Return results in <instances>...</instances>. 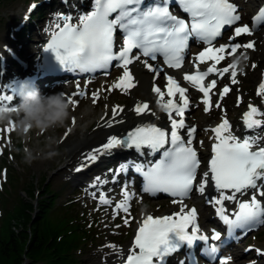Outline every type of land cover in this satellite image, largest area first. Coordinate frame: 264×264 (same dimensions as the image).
<instances>
[{
	"label": "snow or ice",
	"instance_id": "6c2138e0",
	"mask_svg": "<svg viewBox=\"0 0 264 264\" xmlns=\"http://www.w3.org/2000/svg\"><path fill=\"white\" fill-rule=\"evenodd\" d=\"M173 2L187 14L188 19L180 18L170 11ZM241 19L236 4L231 0H152L147 5L145 0H90V10L81 12L76 17L67 14L56 18L44 51L50 50L56 60L68 70H79L81 73L107 70L113 66V62H117L115 66L123 69V75L109 91L120 89L126 93L136 86L129 70V65L134 60L139 61L141 57H145L156 61L159 55L169 68L179 69L184 64L190 40L195 39L206 47L194 57L195 70L186 73L183 80L203 94L204 112L208 113L212 107L210 93L216 87L217 80L212 79L207 84L205 80L214 73L223 78L231 70V83H238L236 63L217 67L225 60L226 50L230 49L227 53L229 56L241 48L254 50L255 41L243 44L235 42L238 37L253 34V29L248 24L238 25ZM253 24H264V7L254 17ZM226 26H235L233 35L229 36L227 43L215 46L214 42L222 37V30ZM117 31L123 35L120 46L115 44ZM133 50H138L139 55L134 54ZM209 61L212 62L210 65ZM143 63L154 73V79L163 71L154 67L148 59L143 60ZM202 65L208 66L202 69ZM165 79L166 91L155 85L152 91L158 97L157 105L167 113L170 129L148 122L136 126L123 138L110 136L106 143L84 157L91 162L99 154L118 147L134 148L142 156L159 153L160 158L155 161H130L122 164L116 171L123 172L129 167L133 168L143 177V193L153 196L158 193L167 194L174 198V204L180 206L177 212L168 215H143L137 223L134 240L127 252L115 244L106 245L115 257V264H168L169 258L181 250H185V259L179 260L178 264H186V261L187 264H198L192 250L201 242L205 245L202 248L204 255L216 259L218 248L208 242L219 241L220 233L213 232L211 236L204 234L197 222V209H189L184 203L194 190L203 196L209 187H213L215 195L207 198L206 202L214 207L230 233L236 229L246 232L257 224H264V203L258 199V196L264 197V136L261 135L264 119L257 118L264 116V112L252 104L248 105V111L243 114L246 129L243 136L234 132L226 118L211 129L214 133L211 158L207 171L198 180L201 160L193 147L197 129L194 126L187 127L184 119L190 106L188 89L170 75H165ZM229 92L230 88L225 86L220 92V99ZM257 94L264 95V82L259 85ZM76 95L83 96L85 93L80 91ZM165 96L169 99L165 100ZM98 98L99 93H93L94 103ZM13 100L11 95L0 94V110L15 111L14 107L9 106ZM216 107L219 108L220 104L217 103ZM122 111L123 108L119 105L113 107V119ZM134 111L141 115L150 111L149 105L138 103ZM151 114L156 116L155 112ZM156 118L160 119L159 116ZM107 126L112 127L111 120ZM13 128L14 125L6 131ZM181 130H184V135ZM200 143L202 145L203 141ZM144 149L148 150L147 153L142 151ZM84 166L86 165L82 164L76 171ZM99 182L97 178V183ZM249 190H254L249 199H238V196L249 193ZM136 196L137 193L130 190V185L125 184L121 191L122 198L115 203L117 214H129L123 220L126 226L132 219L129 213L130 201ZM226 202L236 203L237 210L231 215L225 207ZM99 203L112 205L113 201L101 192ZM256 251L258 255H264L260 249ZM229 260L230 258L220 259L219 264H229ZM251 264H255V261Z\"/></svg>",
	"mask_w": 264,
	"mask_h": 264
},
{
	"label": "trees",
	"instance_id": "16d2710c",
	"mask_svg": "<svg viewBox=\"0 0 264 264\" xmlns=\"http://www.w3.org/2000/svg\"><path fill=\"white\" fill-rule=\"evenodd\" d=\"M28 195L34 196L32 185ZM50 203L39 204L36 219L29 213L33 210L31 202L25 201L16 209V215L7 220L0 236V264H32L45 260L46 264H75L72 257L81 244L80 229L65 208Z\"/></svg>",
	"mask_w": 264,
	"mask_h": 264
},
{
	"label": "clouds",
	"instance_id": "9594fccd",
	"mask_svg": "<svg viewBox=\"0 0 264 264\" xmlns=\"http://www.w3.org/2000/svg\"><path fill=\"white\" fill-rule=\"evenodd\" d=\"M13 110H0V123L10 121L12 115L16 116V130L18 134H24L30 129L41 131L53 127L63 126L70 115V103L63 93L43 95L38 88H26L20 95L19 103ZM49 145L55 143L52 138L48 140ZM57 153L49 152V157ZM27 161L33 159V155L25 150Z\"/></svg>",
	"mask_w": 264,
	"mask_h": 264
},
{
	"label": "rangeland",
	"instance_id": "374dc122",
	"mask_svg": "<svg viewBox=\"0 0 264 264\" xmlns=\"http://www.w3.org/2000/svg\"><path fill=\"white\" fill-rule=\"evenodd\" d=\"M23 5L28 2V0H10L9 4L0 10V22L2 29L6 30L9 26V22L6 19V16L8 14H12V9L16 6L21 4ZM19 21V18H18ZM19 23H14L15 25ZM45 153L38 156L37 162L34 164L32 163V167L30 168V171L36 173L38 175V182L42 181L43 183H52V189L55 191H60L63 193H67L69 188L65 186V183L68 180V175L71 173L72 165L71 164H65L64 156L67 151V146L64 144L63 146L58 145L57 141H55L54 145H48L45 148ZM49 152H55L57 153L55 156L49 157L47 154ZM70 165V167H69ZM76 179L78 180L79 177L76 176ZM77 180L73 182V184L77 183ZM30 210V214H31ZM21 219L17 220L18 224H20ZM14 225V224H13ZM6 225L3 227V231L5 229ZM8 236V234L6 235ZM29 263V262H27ZM31 264V263H29ZM33 264V263H32ZM91 264H96V260H92Z\"/></svg>",
	"mask_w": 264,
	"mask_h": 264
},
{
	"label": "bare ground",
	"instance_id": "6f19581e",
	"mask_svg": "<svg viewBox=\"0 0 264 264\" xmlns=\"http://www.w3.org/2000/svg\"><path fill=\"white\" fill-rule=\"evenodd\" d=\"M261 0H253L254 4H259ZM249 7H252V2L248 3V5L244 6V12L248 10ZM23 8L19 9V15H25L26 17L29 14V11L26 13ZM8 19H11V16H7ZM135 73L140 81L138 86V96L139 97H147L149 95V91L147 89V81L148 75L141 72L139 68L135 69ZM93 114V110L88 112V116ZM139 120H136L138 122ZM117 129L113 127H108L107 125H97L96 129L92 133H85L77 131L76 133H69L72 135V140H68L66 142L67 151L65 153V161L67 164L73 163L76 159L80 160L84 158V156L96 146H99L102 142L107 141L108 138L115 133ZM67 140V139H66Z\"/></svg>",
	"mask_w": 264,
	"mask_h": 264
}]
</instances>
